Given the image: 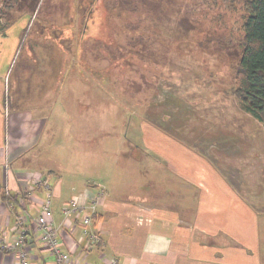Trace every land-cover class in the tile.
Listing matches in <instances>:
<instances>
[{
  "label": "rangeland",
  "instance_id": "374dc122",
  "mask_svg": "<svg viewBox=\"0 0 264 264\" xmlns=\"http://www.w3.org/2000/svg\"><path fill=\"white\" fill-rule=\"evenodd\" d=\"M20 4L2 26L16 22L0 34H8L7 40L20 37L8 75L10 95L17 106L32 103L49 110L60 99L59 113L65 116L60 155L71 161L67 171L89 175L95 166L106 179L119 171L120 186L136 185L138 169L126 163L149 159L138 146L145 149L148 141L161 138L153 131L162 130L215 164L217 149H226L230 160H250L260 171L253 189L264 195V126L233 95L243 5L226 0ZM78 95L89 98L90 111L97 114L90 136L70 121L75 118L70 98ZM86 105L79 104L80 112L88 110ZM126 144L135 146L124 153ZM79 158L85 164L80 170ZM154 173L144 176L152 179Z\"/></svg>",
  "mask_w": 264,
  "mask_h": 264
},
{
  "label": "crops",
  "instance_id": "0c3cea01",
  "mask_svg": "<svg viewBox=\"0 0 264 264\" xmlns=\"http://www.w3.org/2000/svg\"><path fill=\"white\" fill-rule=\"evenodd\" d=\"M27 23L28 19L22 28ZM7 35L0 37V239H14L17 214L37 217L45 195L41 186H35L39 177L52 184L56 227L61 226L62 210L71 199L87 202L103 191L91 227L99 237L97 244L84 236L77 220L60 231L62 247L74 264H264V195L253 189L260 171L250 160H230L225 158L226 149H217V157L212 153L218 160L215 164L209 156L196 157L190 147L160 129L153 132L161 142L153 139L145 149L138 146L149 159L126 163L138 169L136 185L120 186L119 171L106 179L104 171L93 170L95 166L89 175L67 171L71 161L60 155L65 119L59 113L60 99L55 98L51 110L34 108L32 103L17 106L8 75L20 37L7 40ZM70 99L73 106L68 107L75 116L70 121L75 119L89 135L97 116L90 111V99L79 95ZM80 103L88 110L80 112ZM109 129L112 138L114 130ZM126 145L124 153L135 146ZM79 160L78 170L85 167ZM148 171H155L152 179L144 176ZM30 238L28 249L35 264H54L35 226ZM0 264L16 260L0 249Z\"/></svg>",
  "mask_w": 264,
  "mask_h": 264
},
{
  "label": "built area",
  "instance_id": "2783aa9c",
  "mask_svg": "<svg viewBox=\"0 0 264 264\" xmlns=\"http://www.w3.org/2000/svg\"><path fill=\"white\" fill-rule=\"evenodd\" d=\"M35 186H41L45 195L39 203L37 217H33L27 212L16 215V223L13 226L15 237L11 242L0 239V249L14 256L16 264H35L33 257L28 249L33 227L40 235V241L45 245L54 258V264H74L70 253L64 251L61 241V229L67 227L77 220L82 228L84 236L88 237L91 244H97L99 237L91 229L94 216L103 199V191L99 192L87 202H81L78 199H71L62 210L63 222L61 226L56 227L53 222V187L49 179L36 178ZM10 197V193L6 194ZM33 195L28 194V199L35 203ZM112 264H117L113 261Z\"/></svg>",
  "mask_w": 264,
  "mask_h": 264
},
{
  "label": "trees",
  "instance_id": "16d2710c",
  "mask_svg": "<svg viewBox=\"0 0 264 264\" xmlns=\"http://www.w3.org/2000/svg\"><path fill=\"white\" fill-rule=\"evenodd\" d=\"M241 4L245 11L243 36L239 41V62L234 71L233 95L242 108L264 126V0H226ZM22 0H0V34L10 26L2 21L11 19V12L21 7Z\"/></svg>",
  "mask_w": 264,
  "mask_h": 264
}]
</instances>
